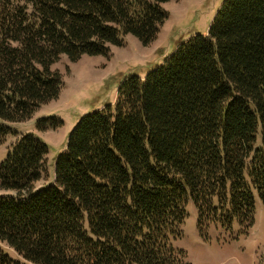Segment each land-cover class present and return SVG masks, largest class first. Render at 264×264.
Instances as JSON below:
<instances>
[{"label":"trees","instance_id":"trees-1","mask_svg":"<svg viewBox=\"0 0 264 264\" xmlns=\"http://www.w3.org/2000/svg\"><path fill=\"white\" fill-rule=\"evenodd\" d=\"M169 1L0 0V123L58 97L60 57L106 56L126 36L152 43ZM61 126L49 118L37 129ZM48 153L27 133L0 162V244L24 262L189 264L172 246L189 202L200 231L236 221L246 233L255 197L264 209V0H223L204 34L125 77L36 188ZM0 264L20 263L0 249Z\"/></svg>","mask_w":264,"mask_h":264},{"label":"rangeland","instance_id":"rangeland-1","mask_svg":"<svg viewBox=\"0 0 264 264\" xmlns=\"http://www.w3.org/2000/svg\"><path fill=\"white\" fill-rule=\"evenodd\" d=\"M222 2L223 0L169 1L161 5L168 18L156 39L149 45L142 46L134 37L126 36L121 47H110L106 56H82L76 62L60 57L52 66V70L60 74L63 82L58 97L41 105L25 122L0 123L9 129L8 135L0 144V162L5 160L21 136L32 133L49 148L43 180L36 184V188L49 183L55 159L62 153L67 136L79 120L100 109L105 103L113 104L117 86L125 77H144L161 64L179 43L194 35L204 34ZM49 118L60 120L62 126L54 130L39 131V122ZM1 194L8 193L0 190ZM172 246L186 254L189 264H264L263 206L255 197L254 220L246 233L242 232L236 221L229 228L223 227L219 221L213 222L200 231L196 208L189 202L186 205V218L181 226V236ZM0 249L15 262L30 264L21 260L6 244H0Z\"/></svg>","mask_w":264,"mask_h":264}]
</instances>
